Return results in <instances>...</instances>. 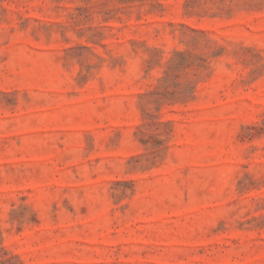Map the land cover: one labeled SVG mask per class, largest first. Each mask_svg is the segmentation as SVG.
<instances>
[{"label":"rangeland","instance_id":"1","mask_svg":"<svg viewBox=\"0 0 264 264\" xmlns=\"http://www.w3.org/2000/svg\"><path fill=\"white\" fill-rule=\"evenodd\" d=\"M0 264H264V0H0Z\"/></svg>","mask_w":264,"mask_h":264}]
</instances>
